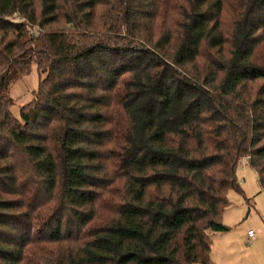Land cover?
Here are the masks:
<instances>
[{
	"label": "trees",
	"instance_id": "trees-1",
	"mask_svg": "<svg viewBox=\"0 0 264 264\" xmlns=\"http://www.w3.org/2000/svg\"><path fill=\"white\" fill-rule=\"evenodd\" d=\"M244 158L264 0H0V264H213Z\"/></svg>",
	"mask_w": 264,
	"mask_h": 264
},
{
	"label": "rangeland",
	"instance_id": "rangeland-1",
	"mask_svg": "<svg viewBox=\"0 0 264 264\" xmlns=\"http://www.w3.org/2000/svg\"><path fill=\"white\" fill-rule=\"evenodd\" d=\"M37 1L39 7L40 0ZM62 26V23L54 25L58 28H63ZM29 34L22 40H29ZM44 77L45 75H41L37 65L34 64L31 74L21 77L12 84L10 95L16 102L12 108L13 113L19 116V107L33 100V94ZM246 164L248 167L241 162L237 172L243 193L233 190L229 192L230 206L222 219L224 225L230 227V231L224 237L225 240L217 237L216 233L210 232L215 240L212 247L213 264H264V193L261 191L258 175L250 167L247 158ZM247 199H250V204ZM109 203L111 207L104 209L102 211L104 214L114 208L113 202ZM249 231L255 232V240H249L247 236ZM230 250L234 253L230 254Z\"/></svg>",
	"mask_w": 264,
	"mask_h": 264
},
{
	"label": "crops",
	"instance_id": "crops-1",
	"mask_svg": "<svg viewBox=\"0 0 264 264\" xmlns=\"http://www.w3.org/2000/svg\"><path fill=\"white\" fill-rule=\"evenodd\" d=\"M228 234V232H225V233H216L215 235H217V237H219L221 240L222 239H224V237L226 236ZM214 236V235H213ZM213 236H212V238H213ZM247 236H248V234H247ZM248 238H249V240H255V239H252V238H250L249 236H248ZM214 240V239H213ZM225 240V239H224ZM214 242H215V240L213 241V244H214ZM213 247V246H212ZM229 253L230 254H232V253H234V251L233 250H230L229 251ZM213 255V252L211 253V256Z\"/></svg>",
	"mask_w": 264,
	"mask_h": 264
},
{
	"label": "built area",
	"instance_id": "built-area-1",
	"mask_svg": "<svg viewBox=\"0 0 264 264\" xmlns=\"http://www.w3.org/2000/svg\"><path fill=\"white\" fill-rule=\"evenodd\" d=\"M242 163L244 164L245 167H248V165L246 164V158H244L242 160ZM248 236L252 239H255L256 235H255V232L254 231H249L248 232Z\"/></svg>",
	"mask_w": 264,
	"mask_h": 264
}]
</instances>
